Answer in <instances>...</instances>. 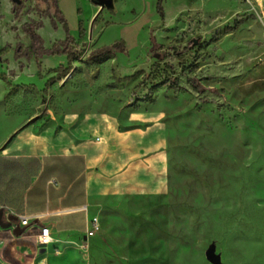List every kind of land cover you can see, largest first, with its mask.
Wrapping results in <instances>:
<instances>
[{
  "label": "rangeland",
  "instance_id": "374dc122",
  "mask_svg": "<svg viewBox=\"0 0 264 264\" xmlns=\"http://www.w3.org/2000/svg\"><path fill=\"white\" fill-rule=\"evenodd\" d=\"M56 2L76 37L73 58L45 55L39 69L25 58L20 68L13 53L29 43L22 26L39 18L35 9L52 13L53 5L26 0L15 17L5 16L0 0V125L2 118L18 119L16 128L55 124L60 132L66 113L81 107L113 108L119 117L125 109L159 113L168 189L93 201L90 216L101 235L83 252L85 213L62 216L67 212L54 203L30 213L11 192L23 190L13 163L15 176L0 182V209L8 221L14 214L36 217L32 223L49 226L54 244L44 249L37 233L20 224L19 236L13 225L0 228V264H264V0H163V18L158 0H115L113 11L96 18L90 0ZM50 25L39 30L46 48L67 35ZM9 34L13 39L1 43ZM151 36L171 56L153 57ZM116 40H124L127 55L88 59ZM168 77L178 78L177 87L163 83ZM190 77L209 89L196 92ZM66 217L81 228L66 230Z\"/></svg>",
  "mask_w": 264,
  "mask_h": 264
},
{
  "label": "crops",
  "instance_id": "0c3cea01",
  "mask_svg": "<svg viewBox=\"0 0 264 264\" xmlns=\"http://www.w3.org/2000/svg\"><path fill=\"white\" fill-rule=\"evenodd\" d=\"M5 1V16H12L13 2ZM46 22L50 25L49 18L43 19V24ZM60 26L58 23L57 28ZM12 39L13 35H6L1 43ZM85 109L81 107L80 113H66V127L60 132L56 131L55 124L40 129L30 124L16 128L17 120L0 139V182L11 178L15 172L11 164H18L21 174H17L23 177L18 180V186L22 185L23 190L11 192L20 194L30 213L50 210L54 203V207L66 212L77 209L71 214L85 213L84 219L89 225L95 217L90 216L92 203L97 199L132 192L130 189H161L139 194L168 189V157L161 138L165 125L161 115L125 109L119 117L113 108ZM152 173L154 180H163L161 187L153 188L145 178ZM137 175L144 179L138 181ZM64 214L70 216L68 212ZM65 219L71 225L66 230L81 228L82 223L74 228L70 217ZM14 227L13 224V229L8 231L14 232ZM53 244L54 240L49 246Z\"/></svg>",
  "mask_w": 264,
  "mask_h": 264
},
{
  "label": "trees",
  "instance_id": "16d2710c",
  "mask_svg": "<svg viewBox=\"0 0 264 264\" xmlns=\"http://www.w3.org/2000/svg\"><path fill=\"white\" fill-rule=\"evenodd\" d=\"M26 0H19V1H13V12L15 14V17L18 16L22 12L23 9L26 8L25 4ZM40 0H36L38 3ZM46 3H50L53 5V14L49 11L48 7L46 9H40L36 10V14H39L38 19H30L28 22H26L22 26L23 33L28 37L29 43L26 47H23L20 43H18L14 49V59L20 60L22 58L27 59V61H35L37 63L38 68H41V62L40 59L45 55H67L68 60L73 58V52L72 44L74 43V38L68 34V24L65 18L63 17L61 11L57 7L56 0H44ZM163 0H158L157 2V12L160 15V17L163 18L164 12L162 7ZM39 9V7H38ZM31 9H26V13L30 11ZM40 11V12H37ZM49 18L50 24L53 29H57L58 23L62 25L63 29L66 31L67 35L64 40H59L57 42H54L50 48H46L44 46V41L42 37L39 35L38 31L40 28L43 27V19ZM16 30V29H14ZM10 45H7L9 47ZM161 45L157 43L155 38L151 36V47H150V54L153 57H156L160 60L167 58L170 55L167 51H161ZM172 49V47H169L168 50ZM128 47L126 46L124 40H116L115 42L109 44V45H103L99 48L93 49L88 56L89 60H97L102 57H114L117 58L121 55H127L128 54ZM0 56L5 53V49H2L0 51ZM174 56L179 57V52L174 51ZM170 69L173 70V66L168 64ZM23 67V64L20 63V68ZM60 72H65V69L63 67L59 68ZM163 83L169 84V88H175L178 85V78L177 77H168ZM188 84L190 87L195 90L198 93H204L209 88L204 86L199 79L196 77H190L188 79ZM216 92L215 89H211ZM12 223H15L18 225V219L17 217H13V220H11ZM11 223V224H12ZM14 230V233L16 235H20L23 232V229L17 228Z\"/></svg>",
  "mask_w": 264,
  "mask_h": 264
},
{
  "label": "built area",
  "instance_id": "2783aa9c",
  "mask_svg": "<svg viewBox=\"0 0 264 264\" xmlns=\"http://www.w3.org/2000/svg\"><path fill=\"white\" fill-rule=\"evenodd\" d=\"M54 184H57L56 181H53ZM18 219V223L21 227L31 228L33 231H36V242L41 247H48L53 242V237L51 233V229L49 226L44 224L32 223L33 218H36L31 215H23V214H14ZM99 229V221L98 218L92 217L89 221V225L87 230L84 232V240L80 244V250L83 252H87L90 248V240L96 234Z\"/></svg>",
  "mask_w": 264,
  "mask_h": 264
},
{
  "label": "water",
  "instance_id": "95a60500",
  "mask_svg": "<svg viewBox=\"0 0 264 264\" xmlns=\"http://www.w3.org/2000/svg\"><path fill=\"white\" fill-rule=\"evenodd\" d=\"M13 1H19V0H12ZM95 6L98 7V12L95 16V18L102 13V11L104 10H109V11H113L114 10V1L115 0H90ZM93 23L94 20L91 23V30L93 27ZM4 215H5V211L4 209H0V228L2 229H8L12 226V224L9 222L11 220H13V215L9 216V221L6 222L4 221ZM45 249V248H44ZM207 257L210 259V261H212L213 263H217L218 262V257L214 255V253L210 250L207 252Z\"/></svg>",
  "mask_w": 264,
  "mask_h": 264
},
{
  "label": "bare ground",
  "instance_id": "6f19581e",
  "mask_svg": "<svg viewBox=\"0 0 264 264\" xmlns=\"http://www.w3.org/2000/svg\"><path fill=\"white\" fill-rule=\"evenodd\" d=\"M158 115H161V114L158 113ZM17 120L18 119H9V118H2L1 119L0 138H2L13 127V125L17 122ZM117 154H119V153H117ZM154 175L155 174L152 173L149 176H146L145 178L151 182V185L153 188L161 187V183H163V180L162 179L154 180L153 179ZM137 179H138V181H142L144 179V176L137 175ZM119 190H121V189H119ZM130 190L135 194H139L140 192L146 191V190L157 191V190H161V189H130ZM99 234L101 235V229L100 228L98 229L96 234L92 237V239H94L96 241L97 235H99Z\"/></svg>",
  "mask_w": 264,
  "mask_h": 264
},
{
  "label": "flooded vegetation",
  "instance_id": "af4514ba",
  "mask_svg": "<svg viewBox=\"0 0 264 264\" xmlns=\"http://www.w3.org/2000/svg\"><path fill=\"white\" fill-rule=\"evenodd\" d=\"M4 221L8 222V220H7V218H6V214L4 215ZM9 222L12 223L11 221H9ZM13 224L15 225V227H17V225H16L15 223H12V225H13ZM15 227H14V228H15Z\"/></svg>",
  "mask_w": 264,
  "mask_h": 264
}]
</instances>
